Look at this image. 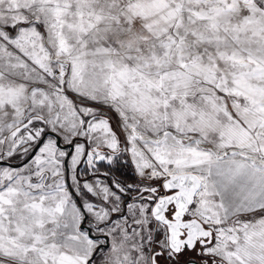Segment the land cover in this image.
<instances>
[{
	"label": "snow or ice",
	"instance_id": "obj_1",
	"mask_svg": "<svg viewBox=\"0 0 264 264\" xmlns=\"http://www.w3.org/2000/svg\"><path fill=\"white\" fill-rule=\"evenodd\" d=\"M0 264H264V0H0Z\"/></svg>",
	"mask_w": 264,
	"mask_h": 264
}]
</instances>
